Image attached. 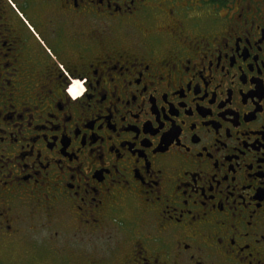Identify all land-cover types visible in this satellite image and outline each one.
<instances>
[{
    "label": "flooded vegetation",
    "instance_id": "af4514ba",
    "mask_svg": "<svg viewBox=\"0 0 264 264\" xmlns=\"http://www.w3.org/2000/svg\"><path fill=\"white\" fill-rule=\"evenodd\" d=\"M264 264V0H0V264Z\"/></svg>",
    "mask_w": 264,
    "mask_h": 264
},
{
    "label": "rangeland",
    "instance_id": "374dc122",
    "mask_svg": "<svg viewBox=\"0 0 264 264\" xmlns=\"http://www.w3.org/2000/svg\"><path fill=\"white\" fill-rule=\"evenodd\" d=\"M49 263V262H48ZM49 264H51V263H49Z\"/></svg>",
    "mask_w": 264,
    "mask_h": 264
}]
</instances>
